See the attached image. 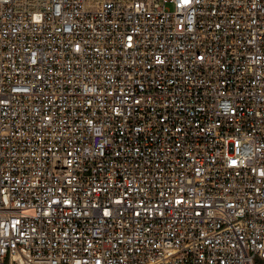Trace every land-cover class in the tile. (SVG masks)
Here are the masks:
<instances>
[{
    "label": "built area",
    "instance_id": "built-area-1",
    "mask_svg": "<svg viewBox=\"0 0 264 264\" xmlns=\"http://www.w3.org/2000/svg\"><path fill=\"white\" fill-rule=\"evenodd\" d=\"M0 264H264V0H0Z\"/></svg>",
    "mask_w": 264,
    "mask_h": 264
}]
</instances>
